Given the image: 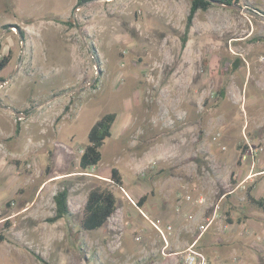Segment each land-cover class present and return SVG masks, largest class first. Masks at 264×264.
<instances>
[{
  "label": "rangeland",
  "instance_id": "rangeland-1",
  "mask_svg": "<svg viewBox=\"0 0 264 264\" xmlns=\"http://www.w3.org/2000/svg\"><path fill=\"white\" fill-rule=\"evenodd\" d=\"M81 1L0 0V264H184L200 223L215 215L202 242H220L224 201L230 220L249 204L248 186L220 202L244 177L242 156L264 166V0L198 11L184 47L190 0ZM107 113L117 117L101 162L82 171ZM95 186L117 209L89 232L80 224ZM62 189L71 214L49 223Z\"/></svg>",
  "mask_w": 264,
  "mask_h": 264
},
{
  "label": "trees",
  "instance_id": "trees-1",
  "mask_svg": "<svg viewBox=\"0 0 264 264\" xmlns=\"http://www.w3.org/2000/svg\"><path fill=\"white\" fill-rule=\"evenodd\" d=\"M82 2L81 0H79ZM223 5H230L233 0H216ZM238 3V0L235 1ZM213 4L209 0H190L189 13L186 17L185 31L181 38V45L184 47L188 41V34L192 28L193 20L198 11H207ZM9 57L3 56L0 59V72L8 65ZM223 91L218 93L223 95ZM115 113H107L98 119L90 128L87 135V144L78 160V166L82 171L94 168L101 162L102 154L101 147L105 140L111 137V129L116 120ZM110 180L112 183L123 188V180L117 168H111ZM251 188L247 190L246 199L248 203L260 210L264 214V200L255 199L250 194ZM68 190L62 189L53 196L55 205L54 215L46 219L49 223H56L57 221L70 216L71 211L68 204ZM148 195L141 196L137 202L138 207H142L146 202ZM9 205V204H8ZM117 209V199L114 193L105 187L95 186L92 188L86 197V201L82 210L81 228L85 231H97L107 224L108 219L114 214ZM9 222L6 228H9ZM4 240V236L0 234V242ZM46 264L43 260H40Z\"/></svg>",
  "mask_w": 264,
  "mask_h": 264
},
{
  "label": "crops",
  "instance_id": "crops-1",
  "mask_svg": "<svg viewBox=\"0 0 264 264\" xmlns=\"http://www.w3.org/2000/svg\"><path fill=\"white\" fill-rule=\"evenodd\" d=\"M254 143L253 141L251 142ZM247 140L248 150L247 154H250V151H254L253 145ZM246 146H244L245 148ZM261 155V154H260ZM258 155V156H260ZM251 156V154H250ZM246 155H243L241 161H239V171L244 173L243 178H239L237 182L231 189L226 190V193L222 194L220 197V202L224 199H233L237 196L238 193H242L243 189L248 186L251 188L250 194L253 198L259 200H264V166L259 164L260 160H263L262 155L257 157L256 162H246ZM236 175V174H235ZM2 178L0 175V186H5V183L2 185ZM3 190L0 187V193ZM241 201H244V198H241ZM226 202L224 201V212L226 219V224H221L220 220V242L210 243L207 242L206 245H203V232L202 234L199 231V235L197 237L191 236L190 243H188V247L194 246V249L201 252L206 258L207 264H250L254 261L255 264L257 261L255 256L253 255L254 249H256L257 240L262 238L261 236L264 232V214L262 212H258L255 207L250 204H240L241 208L236 209V212H243L241 216L238 215L235 219L228 218L230 215V211L228 208H231V218H233L232 212H235V208L232 207V204L228 207ZM235 205V203H233ZM206 224H199V226H207L209 230H215L216 228L212 226L214 225L215 215H212L207 219ZM211 225V226H210ZM206 229V230H207ZM207 232L205 233V235ZM203 235V236H202ZM260 237V238H259ZM253 252V253H252Z\"/></svg>",
  "mask_w": 264,
  "mask_h": 264
},
{
  "label": "built area",
  "instance_id": "built-area-1",
  "mask_svg": "<svg viewBox=\"0 0 264 264\" xmlns=\"http://www.w3.org/2000/svg\"><path fill=\"white\" fill-rule=\"evenodd\" d=\"M259 151H263V147L259 148ZM256 152H257V149L254 151H250L251 156H253V154H256ZM187 199H190V198L187 197ZM208 225L209 224L205 226H202V225L199 226V230L201 234L206 231ZM183 263L184 264H207L206 258L204 257V255L201 252L195 250L193 245L188 247L187 253L183 258Z\"/></svg>",
  "mask_w": 264,
  "mask_h": 264
},
{
  "label": "water",
  "instance_id": "water-1",
  "mask_svg": "<svg viewBox=\"0 0 264 264\" xmlns=\"http://www.w3.org/2000/svg\"><path fill=\"white\" fill-rule=\"evenodd\" d=\"M213 5L222 7V8H226V9H230V10H235V11H239V12H248V9H244L241 6H239L235 0H233V2L230 5H223L219 2H217L216 0H209ZM259 18H263L262 16H259ZM20 114H17V116Z\"/></svg>",
  "mask_w": 264,
  "mask_h": 264
}]
</instances>
